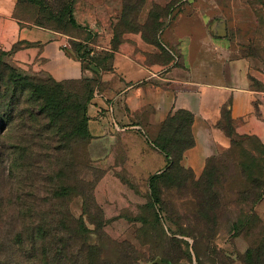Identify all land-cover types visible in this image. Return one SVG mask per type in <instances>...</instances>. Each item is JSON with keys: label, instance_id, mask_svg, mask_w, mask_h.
<instances>
[{"label": "crops", "instance_id": "0c3cea01", "mask_svg": "<svg viewBox=\"0 0 264 264\" xmlns=\"http://www.w3.org/2000/svg\"><path fill=\"white\" fill-rule=\"evenodd\" d=\"M123 9V0H73L76 23L91 28L92 45L113 52L110 67L93 63L86 68L72 45L81 36L37 23L19 0H0V48L10 63L57 81L101 79L88 105L89 154L94 168L103 171L98 201L110 204L136 202L131 188L137 183L150 188L151 176L170 166L155 141L178 110L194 114L195 145L185 151L182 164L197 178L210 157L232 145L219 126L225 106L230 105L237 137H256L264 144V75L249 57H233L225 38L208 32L200 10L193 16L181 13L163 33L178 50V55L171 50L168 59L142 31L124 33L111 51V27ZM92 39L85 42L90 46Z\"/></svg>", "mask_w": 264, "mask_h": 264}, {"label": "rangeland", "instance_id": "374dc122", "mask_svg": "<svg viewBox=\"0 0 264 264\" xmlns=\"http://www.w3.org/2000/svg\"><path fill=\"white\" fill-rule=\"evenodd\" d=\"M68 2L73 4V0L31 2L23 0L21 9L28 12L37 23L84 39L88 33H92L91 28L81 26L83 29H79L70 25L68 15H64L63 12V7ZM141 2L144 3L141 13L144 23L151 18L161 21L159 26L146 23L144 33L151 32L148 34L149 37L161 43L168 59L173 57L170 54L171 50L177 55L178 50L168 44L163 33L173 25L174 19H177L181 13L185 15L190 12L191 16L199 15L197 9L201 11V18L208 25V32L214 38H225L224 41L233 52V57H249L257 70H262L264 67V0H142ZM130 14H132L131 18L134 12L131 11ZM111 29L114 34L113 26ZM93 43L94 38L90 45L91 59L103 57L101 61L103 68L110 67L112 59L104 55L107 51L97 49L92 45ZM5 60L9 62L8 54ZM93 63L87 61L83 64L86 68H90ZM18 70L41 80L51 77ZM91 79L98 80L97 86L102 85L98 75ZM74 100H77L76 97ZM11 134L12 141L19 139L21 132L17 123ZM26 134L30 139L32 133L27 131ZM26 147L28 153L36 148L32 144H26ZM263 159L264 146L260 142L247 141L243 148H229L217 154L210 163L212 171L214 170V182L218 187L217 200L209 193V189L200 183L201 177L197 178L194 173L185 170L179 172L182 178L176 187L164 185L162 198L165 204L151 205L150 188L143 187L139 183L131 188L136 193V202L124 204L99 202L97 187L103 177V171L94 168L90 156L88 164L84 165L81 171L72 164L63 171V178L44 182L46 186L40 194L43 209L38 214L42 213L51 221L61 220L70 213L73 218L86 225L87 242L91 246L102 248L103 253L100 257L91 251L90 253L86 250L82 251L76 254L78 264L95 263L100 258L106 262L113 260L115 264H249L245 256L246 252L259 244L260 237L257 233L264 225L262 215L264 197L255 206V217L251 223L240 229L233 226L244 217V210L249 211V207L239 201L240 190L245 184L250 190L254 189L251 182H246L243 162L261 163ZM44 166L47 168L49 163H44ZM20 172L24 173L26 179L22 186L19 183ZM9 173L11 176L12 171H8L6 175ZM258 173L255 172V175ZM12 176L15 179L13 185L8 182L6 186L12 191L11 196H14L12 203L9 204V198L3 197V192H0V198L6 199L5 204L9 208L2 213L4 218L0 219V260L5 264H17L18 261L20 264H29V258L21 256L22 252L18 245L20 239L16 234L22 231L27 238V235L32 233L31 226L24 224L23 221L21 223L23 214L17 196L19 192L14 191L24 185L28 190V185L33 182V173L16 165ZM61 184L68 187L66 193L59 199H53L51 189L60 188ZM82 191H86V198L80 196ZM25 193L27 194L28 191ZM24 200L28 203L33 202L32 192ZM55 210L56 215L53 213ZM60 226L62 230L60 237L70 239L71 243L76 242L78 247L85 236L77 234L74 222L69 219L66 224ZM71 228L74 229L73 232H67ZM24 245L29 247L26 240ZM86 253L89 254L85 255ZM256 264H264V256L260 258V263L256 261Z\"/></svg>", "mask_w": 264, "mask_h": 264}, {"label": "trees", "instance_id": "16d2710c", "mask_svg": "<svg viewBox=\"0 0 264 264\" xmlns=\"http://www.w3.org/2000/svg\"><path fill=\"white\" fill-rule=\"evenodd\" d=\"M19 1L22 2L23 0ZM140 2L135 0V2L130 3L127 0L124 3L121 16L113 23L114 34L111 51L118 49L124 33L129 31H142L147 42L164 50L157 39L149 37L148 34L151 32L144 33L146 23L150 22L152 26L154 24L159 26L161 21L151 18L146 23H141L144 3ZM63 10L64 15H68L70 25L81 29L82 27L76 23L74 18L72 2H68ZM131 11L134 14L130 18ZM118 28L120 29L117 30ZM92 37L93 34L88 33L84 39L73 41L72 45L83 63L87 61L91 63L92 61L101 65L103 57L91 59V48L85 42V40L92 39ZM7 54L8 52L0 48V192H3V197L9 198V204L12 203L14 196H11L12 191L6 186L8 182L13 185L15 181L12 176L14 167L17 165V167L31 170L33 173V182L30 186L28 185V190L24 185L14 191L15 193L19 192L17 196L20 199L19 206L21 214H23L21 223L23 221L24 224L30 225L32 232L27 235V238L24 237L22 231L16 234L20 239L18 245L19 250L22 252L21 256H27L29 264H78L76 254L85 250L102 257V248L91 246L87 242L85 235L88 228L86 225L73 218L70 213H68V216L66 214L65 218L61 220L52 219L51 221L44 217L42 213L38 214L43 209V200L40 194L46 186L44 182L63 178V171L70 168L72 164L76 165V168L81 171L83 166L89 162L91 133L88 124V105L99 82L96 79L87 77L65 81H57L52 77L41 80L21 73L5 60ZM104 55L109 56L108 59H113V52L107 51ZM74 97L77 100H74ZM193 122L194 114L192 112L178 110L162 124L155 143L167 154L171 163L165 171L150 178L151 205L165 204L162 198L163 187L164 185L166 187H176L182 178L179 176V172L189 170L193 173L191 169L184 167L182 164L185 151L195 145V137L192 131ZM16 123L19 125L21 135L17 141H12L11 132L14 130ZM219 126L232 138L230 149L234 147L243 148L247 141L262 143L256 137L241 138L236 136L230 105L223 108V119L220 121ZM27 131L32 133L30 139L27 137ZM26 144H32L36 148L28 153ZM262 145L264 146L263 143ZM215 156L208 159L200 183L204 184L209 189V193L217 200L218 187L214 182V170L212 171L210 167V163ZM44 163H49V166L46 168ZM243 166L247 178L246 182H251L254 189L250 190L248 185L245 184L239 192L240 203L248 206L249 211L245 212L243 208L244 217L234 223L233 228L236 229L251 223V220L255 217V206L264 197V159L261 163L256 161L243 162ZM8 171H12L11 176L10 173L6 175ZM257 171L259 173L255 175ZM19 176L21 177L19 183L22 186L26 181L25 175L20 172ZM59 187L51 189L53 199H59L68 189L67 186H62V184ZM31 192L34 195V201L28 203L24 199L31 195ZM80 196L86 198V191H82ZM5 200L0 198V219L4 218L2 213L9 210ZM53 213L56 215L57 211L55 210ZM69 219L76 225L77 234L85 236L78 247L76 242L71 243L70 239L60 237V231H62L60 225L63 226ZM19 227L22 228V225L19 224ZM73 230L71 228L67 232L72 233ZM257 236L260 237L259 244L249 248L245 255L249 264H256V261L260 263V258L264 256V225L258 230ZM24 240L27 241L29 247L24 245ZM109 261H102L100 258L95 263L82 262V264H115L113 260ZM0 264L5 263L0 260ZM17 264H20L19 261Z\"/></svg>", "mask_w": 264, "mask_h": 264}, {"label": "built area", "instance_id": "2783aa9c", "mask_svg": "<svg viewBox=\"0 0 264 264\" xmlns=\"http://www.w3.org/2000/svg\"><path fill=\"white\" fill-rule=\"evenodd\" d=\"M261 71H262V73H263V75H264V67L262 68V70H261ZM263 83H264V80H263Z\"/></svg>", "mask_w": 264, "mask_h": 264}, {"label": "water", "instance_id": "95a60500", "mask_svg": "<svg viewBox=\"0 0 264 264\" xmlns=\"http://www.w3.org/2000/svg\"><path fill=\"white\" fill-rule=\"evenodd\" d=\"M160 263H162L161 261H159Z\"/></svg>", "mask_w": 264, "mask_h": 264}]
</instances>
